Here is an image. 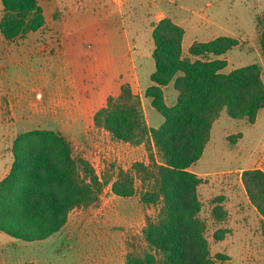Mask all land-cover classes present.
Listing matches in <instances>:
<instances>
[{
  "label": "trees",
  "instance_id": "obj_1",
  "mask_svg": "<svg viewBox=\"0 0 264 264\" xmlns=\"http://www.w3.org/2000/svg\"><path fill=\"white\" fill-rule=\"evenodd\" d=\"M0 2V34L5 40L44 25L37 0ZM259 30L264 57V28ZM182 37V28L170 18L152 25L154 71L144 97L163 118L157 128L147 125L141 100L128 84L120 86L117 96L107 97L93 115L94 128L116 141L144 145L147 152L155 153V158L149 154L148 163L132 165L144 192L142 202L158 206L141 231L147 249L140 254L127 253L123 264H221L227 260L219 253H210L197 189L202 180L190 168L203 155L212 125L222 113L254 123L264 109V86L256 64L222 72L227 66L223 57L237 46V40L216 37L194 41L183 53ZM170 83L177 96L167 105L162 88ZM11 152L9 172L0 180L1 233L24 242L44 240L61 230L70 211L96 201L98 179L83 158L73 155L72 143L61 131L21 132ZM240 181L264 224V171L244 169ZM133 183L131 176L119 171L112 193L131 197ZM219 202L211 201L214 224L224 219ZM224 233L216 230L213 240L221 241Z\"/></svg>",
  "mask_w": 264,
  "mask_h": 264
},
{
  "label": "rangeland",
  "instance_id": "obj_2",
  "mask_svg": "<svg viewBox=\"0 0 264 264\" xmlns=\"http://www.w3.org/2000/svg\"><path fill=\"white\" fill-rule=\"evenodd\" d=\"M37 1L40 7L47 2L50 4V0ZM94 1L96 0H54L52 8L55 9L53 11H56L55 17L57 16L58 19H52L50 14V23L59 20L65 33L57 31L53 33L50 31L51 27L47 28L43 25L37 30L38 33L29 32L36 33L35 38L39 43L35 44L34 39L30 38L33 41L29 43L33 42L34 46L30 48L25 46L24 49L32 51L31 56L59 55L63 48L67 47L64 45L67 42L71 47V54L80 52L83 63L79 73H81L80 77L85 78L81 81L82 78L78 75L74 76L76 78L74 80L77 83L81 81V84L79 87L70 86L69 94L72 95L73 92L76 97H81L83 103H86L90 93L103 91L107 93L106 97L98 96L96 107L83 110V108L79 109L82 106L77 98L69 95L73 97L69 99L67 96L63 100L65 111L56 119L58 123L63 124L59 127L57 122L48 119L43 111L42 103L45 101L42 100L41 86L35 81L34 76L31 77L33 81L29 80L31 69L36 70L44 65L35 66L31 61L21 62L16 66L19 69L18 76L23 80L28 78L31 89L28 94L21 92L22 95L18 97L26 98L27 110L14 120L4 109L3 123L0 120V173L4 169L9 172L15 137L21 132L37 129L61 131L71 141L73 155L83 158L98 179V186L94 190L96 201L81 205L69 212L66 223L57 234L55 241L52 244L47 242L45 254L48 258H41L40 264H75L73 256L76 253L80 260L79 264H105L111 240L122 243L119 250L122 252L123 260L127 253H143L147 246L142 238V228L146 218H153L158 209L157 205L142 202L144 192L132 170L134 163H148L149 154L155 158L154 151L147 152L144 145L133 146L116 141L107 132L98 130L92 125L95 112L105 105L107 97L117 96L120 86L123 85V83L120 85L119 81L115 85L107 84L110 82L105 79L108 70L107 64L104 63H98V72L103 79L89 81L90 37L102 32L99 27L97 32L94 29L99 19L104 18V14L111 16L109 23L112 26L124 27L131 56L137 53H151L152 25L163 18H170L182 28L185 33L184 48L194 41L205 42L216 37L233 38L238 44L223 57L227 66L222 72L227 73L235 68L256 64L260 68L264 86V57L259 44V29L264 28V0H110L111 10H107L105 6L96 7ZM102 3L105 4L104 1ZM54 12H52L53 16ZM79 29H82L81 34L77 33ZM117 33H102L104 37L98 40L99 46L105 41H111L110 39L115 38ZM27 34L13 40L20 47L24 46L27 41L23 42V39ZM78 40H81L80 44H82L80 49L76 44ZM112 46L115 47V44ZM22 48L19 50L24 51ZM100 49L102 48L99 47ZM91 63L93 65V62ZM1 66L4 72L11 68H6L3 64ZM142 66V72L149 68L146 63ZM103 87L106 89H102ZM5 98H3L4 102ZM20 98L13 99L18 106H20L18 102ZM171 101L173 97L165 91V104L171 105ZM141 104L149 126L153 123L154 113L150 99L144 97ZM155 113L159 115L158 112ZM25 115L28 116V120L21 122L20 120L25 119ZM257 116L256 124L253 125L244 119H230L222 113L211 130L205 154L196 166H192L193 171L208 174L201 178L202 183L197 188L202 202L200 216L207 223L205 236L210 253L212 255L219 253L227 257V260L221 264H264V224L257 212L250 209L248 204L243 205L244 196L239 193L238 188L242 185L239 181L240 170L255 167L264 170V110H260ZM119 171L131 176L134 181L131 197L116 196L112 193V185ZM214 194L217 196L212 197ZM214 199L220 200L218 205L225 212L224 219L217 222L218 224H214L210 216L213 207L211 201ZM72 223H74L72 228L76 227L75 250H73L74 246L72 249L69 248L67 243V237L72 232L68 228ZM216 230L226 231L219 242H215L212 238ZM61 239L65 242H61ZM25 245L27 244L24 241L15 240L0 232V264H21L26 261L28 256L25 255L27 247Z\"/></svg>",
  "mask_w": 264,
  "mask_h": 264
},
{
  "label": "crops",
  "instance_id": "obj_3",
  "mask_svg": "<svg viewBox=\"0 0 264 264\" xmlns=\"http://www.w3.org/2000/svg\"><path fill=\"white\" fill-rule=\"evenodd\" d=\"M53 1L54 0H50V4L47 2V4H44L42 6V11H43V16H44V26H46L47 28L51 27L52 29H50V31H53V33L55 31L65 33V29H62L61 23L58 22L59 20H56V23L55 22L50 23L51 22V20L49 19L50 14L52 16V19L53 18L58 19L57 16L55 17L56 11L55 12L53 11L55 9L52 8L54 4ZM102 1H104L106 5L102 3ZM94 4L96 7H100V8L105 6L107 7V10H109L111 1L110 0H98V1L96 0L94 1ZM74 7L75 6H73V8ZM52 12H54V16ZM112 14L114 15L115 12ZM109 17L111 16H107V14H104V18L99 19V21L95 25L96 27L94 31L97 32V27H99L102 32L99 35L96 33V34H93L92 37H90L91 40H90L89 46L91 50L88 52H89V58H90L89 64H91L89 68L90 69L89 73L91 75L89 76L90 78L89 81H97V80L103 79V77L100 75V72H98V63L107 64L106 68L108 71H106L107 76H105V79H107L110 82L107 84L115 85L118 81L120 85L122 83L128 84L133 94L139 96L140 100H142L144 98L145 89L151 85L149 77L154 71V62L151 58V53L150 52L149 53L147 52L145 54L137 53L136 55L131 56L128 50L129 41L125 37L126 35L124 32L125 31L124 27L118 28V27L112 26L109 23V21H111ZM81 31L82 29H79L77 33L81 34ZM104 32L105 33H108V32L117 33L118 32V33L116 34L115 38H111V39L109 38L111 41L109 40L107 42L105 41L103 45L99 46L98 40L104 37L102 34ZM35 34L36 33H32V34L29 33L27 34V37L23 39V42L27 41L26 45L21 46L23 47L22 49L24 51L19 50L21 49V47L17 45L16 41L5 40L3 36H1L0 34V120H1V123H3V113L2 112L4 109L9 113V117H13L14 120H17L16 118H18L20 114H24V112L27 110L26 98H20L18 97V95H20L21 92L28 94L29 90L31 89V87H29L30 82L33 81L31 77L34 76L35 81H37L42 88V100L45 101L42 103L43 111L46 113L48 119L51 118L54 122H57V125L60 127V126H63V124L58 123L59 121H56V119L60 118L65 111L64 110L65 103L63 102V100L66 99L67 96L69 99L73 97L77 98L80 103V106H82L79 109L83 108V110L84 109L86 110L89 107H92V108L96 107L98 105V101H97L98 96L101 95V97H106L107 93L103 91L99 93H96V92L90 93L89 94L90 96H88L86 100L87 104L81 101V97H76L75 95H73V92H72V95H70L68 92V88H71L70 86L72 85H76L77 87H79L81 84V81L85 79V78L80 77L81 73H79L81 64L83 63L80 57V52H78L77 54H71V47H69V45H67L68 43L65 42L64 45H66L67 47H64L59 55H43L42 54V55H32L31 56L32 51H25L26 49L24 48L25 46L26 48H30L34 46L33 42L29 43L30 41H33V40H30V38L34 39L35 44L39 43L37 39L35 38ZM184 35L185 33H183V37L181 41V49L183 53H185V51L191 45V43H188L186 48L183 47ZM80 41L81 40L76 41L77 47L79 49L81 48V45H82L80 44L81 43ZM101 43L102 41H100V44ZM114 44H115V47L112 46ZM99 47L102 49L99 50ZM23 59L25 60L24 62L22 61ZM30 61L31 63H35L34 64L35 66L36 65H39V66L44 65V66H40L36 70L31 69V72L29 73L30 75L29 77L31 79H29L30 80L29 82L28 78H26V80H23V78L18 76L19 69H17L16 66H18V63H21V62L30 63ZM91 62H93V65ZM143 63H146L149 67L148 70H146L145 72L141 71L143 67L142 66ZM2 64L6 68L11 67L10 70L4 72L3 67L1 66ZM77 75L80 78H82L81 81H79L78 83L74 80L76 79L74 78V76H77ZM72 82H75V83H72ZM104 88L105 87H103L102 89ZM162 91H163V94L165 91L169 92L170 96L173 97V101H171V103L173 104L176 100L177 92L173 89L172 83L163 87ZM109 93L110 92H108V94ZM69 95L73 97H69ZM4 97H6L5 102L3 101ZM14 98H20L18 101L20 102V106L16 105V103L13 100ZM152 113H153L152 121L154 124L153 123L149 124V127L151 126L152 128H157L162 123L163 118L160 114L157 115L153 108H152ZM257 119H258V116L256 117L253 125L256 124ZM27 120H28V116L25 115V119L20 120V121L24 122ZM215 122L216 120L214 121L212 128ZM210 137H211V131H210L208 142L210 141ZM204 152H205V149H204ZM204 152H203V155L205 154ZM11 157H12V154H11ZM198 161L193 166H196ZM258 169L264 171L262 168L258 167ZM190 170L194 174H196L199 178L208 176V174H205L203 172L193 171L192 167L190 168ZM242 170L239 171L240 174ZM6 171L4 169L0 173V180L4 177L5 173H7ZM240 174H239V181H240ZM238 188H239V193L243 194L244 196L243 201H242L243 205L248 204V206H250V209L256 212V210L250 205L245 195L243 186L241 185V187H238ZM222 193H226V192H222ZM216 196L217 194L212 195V197H216ZM199 199H200V196H199ZM73 225L74 223H72L70 227L68 228L69 231H72V232L67 237V243H69V248L71 249L74 246V235H75L74 231H76V227L72 228ZM59 232L60 230L57 233L49 236L48 238L44 240L25 242V244H27L25 245L27 246L25 250V255L28 256V258H26L27 260L23 262H32L34 264H40L39 261H42L41 258L44 257L45 259H47L48 256L45 254L47 250L46 244L47 242L52 244L55 241L57 234ZM61 240H62L61 242L64 241V239H61ZM109 244L111 246H110V250L107 252L108 254L106 255L105 264H115V263L123 264L124 260L122 258V252H120L119 250L122 247V243H120L119 241L111 240ZM73 250H75V246L73 247ZM73 257H74V263L79 264L80 260L78 259V254L76 253Z\"/></svg>",
  "mask_w": 264,
  "mask_h": 264
}]
</instances>
